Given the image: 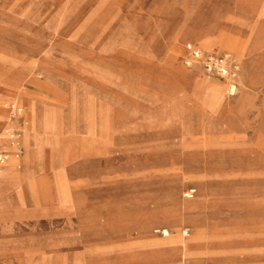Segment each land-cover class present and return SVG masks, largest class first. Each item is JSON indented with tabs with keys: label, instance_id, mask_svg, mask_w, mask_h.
I'll return each instance as SVG.
<instances>
[{
	"label": "rangeland",
	"instance_id": "1",
	"mask_svg": "<svg viewBox=\"0 0 264 264\" xmlns=\"http://www.w3.org/2000/svg\"><path fill=\"white\" fill-rule=\"evenodd\" d=\"M188 42L240 60L234 94L224 78L184 63ZM17 107L21 170L29 137L32 164L69 171L60 180L72 181L71 196L87 212L104 210L92 240H131L122 219L131 208L136 218L181 211L170 236L211 229L229 264H264V0H0L3 130L14 129ZM201 217L210 223L191 220ZM205 261L198 252L185 264Z\"/></svg>",
	"mask_w": 264,
	"mask_h": 264
},
{
	"label": "crops",
	"instance_id": "2",
	"mask_svg": "<svg viewBox=\"0 0 264 264\" xmlns=\"http://www.w3.org/2000/svg\"><path fill=\"white\" fill-rule=\"evenodd\" d=\"M32 104L35 109V103ZM0 111L3 110L0 108ZM3 113L2 116L0 113V132L8 122V115L5 111ZM21 119L22 116L11 119V123L22 137L24 127ZM25 145L28 153L25 169L21 170V157H12L0 172V264H90L84 263L80 255L86 254L90 258L112 252L122 254L124 251H131L132 258L108 264H185L191 254L198 252L205 254V264H229L217 252L219 243L211 229L201 236L195 235L185 240L175 233L168 237L151 233L150 226L156 223H166L168 226L161 227L170 231V227L183 223L185 219H182L181 212L172 214L168 210L169 214L165 213L163 218L148 220L149 217L137 219L138 212L131 208L122 218L125 228L136 232L131 240L126 241L123 234V237L92 240L93 231L102 229L108 222L104 210L93 212L97 208L92 207L87 212L84 203L71 196L74 188L72 181L60 180L73 177L66 175L70 172L48 170L41 164H32L29 137L25 139ZM2 148L10 149L6 135H3ZM191 220L210 223L207 217Z\"/></svg>",
	"mask_w": 264,
	"mask_h": 264
},
{
	"label": "built area",
	"instance_id": "3",
	"mask_svg": "<svg viewBox=\"0 0 264 264\" xmlns=\"http://www.w3.org/2000/svg\"><path fill=\"white\" fill-rule=\"evenodd\" d=\"M187 54L184 56V63L187 66H200L203 71L209 76H220L228 81L229 92H236V81L242 71L240 60L230 52H206L199 46L193 43H188L186 46ZM22 116V108L17 107L11 112V119H16ZM3 131V130H2ZM0 132V170L4 167L12 157L19 158L23 154V145L21 132L16 129H5L7 134L8 145L10 149H3V135ZM194 189H189L186 192L187 197H193ZM155 232L163 237L170 236L168 228H156ZM184 235L190 234V229L183 230Z\"/></svg>",
	"mask_w": 264,
	"mask_h": 264
},
{
	"label": "bare ground",
	"instance_id": "4",
	"mask_svg": "<svg viewBox=\"0 0 264 264\" xmlns=\"http://www.w3.org/2000/svg\"><path fill=\"white\" fill-rule=\"evenodd\" d=\"M200 38H199V42L202 44V46H206V39H205V37L203 36V35H200L199 36ZM204 38V39H203ZM236 41H238L237 39H236ZM209 42V41H208ZM238 47L240 48V50H241V52H242V54L243 55H245V54H249L250 55V53H249V50H248V47H247V43H239V45H238ZM249 62V61H248ZM245 83V82H244ZM201 86H202V88L204 89V90H206L214 99H216L222 106H224V107H233L234 106V104H232L230 101H228L225 97H224V95H223V91L221 90V88L220 87H218L217 85H215L213 82H211V81H208V80H203L202 82H201ZM241 101H242V98H241ZM235 102V101H234ZM18 104V103H17ZM237 104V103H236ZM238 106V105H237ZM2 135H6L7 136V134L5 133V132H3L2 133ZM1 172V171H0ZM27 180V179H26ZM3 186V185H2ZM15 186V185H14ZM17 188V187H16ZM7 189H8V187H7ZM3 191V190H2ZM1 201V200H0ZM184 207H186V206H189V205H186V204H184L183 205ZM172 210V209H171ZM182 211H184V209L182 210ZM181 212V211H180ZM167 214H169V213H167ZM174 214V213H173ZM164 215V214H163ZM169 216V215H168ZM179 217H180V215H178ZM148 217V216H147ZM146 217V218H147ZM158 217V216H157ZM156 217V218H157ZM161 217V216H160ZM159 217V218H160ZM143 218H145V217H143ZM138 219V218H137ZM148 220L150 219V218H147ZM185 219V218H184ZM129 220V219H128ZM136 220V219H135ZM153 220V219H152ZM139 221V220H138ZM151 221V220H150ZM136 222V221H135ZM136 223H138V222H136ZM103 225V224H102ZM102 225H100V226H102ZM181 237V236H180ZM164 241H167L168 239H164V238H162ZM181 239H183V240H185V239H187L186 237H184V236H182L181 237ZM189 243H190V241H189ZM163 245V244H162ZM194 246V245H193ZM156 247V246H155ZM159 247V246H158ZM148 249V248H147ZM150 249V248H149ZM157 249V248H156ZM135 250V249H134ZM142 250V249H141ZM123 251V250H122ZM153 251V250H152ZM136 253V252H135ZM168 254V253H167ZM176 255V254H175ZM178 255H179V253H178ZM163 256V255H162ZM130 258H132V252L131 251H128V252H123L122 254L121 253H119V252H117V254H116V256H115V259L114 260H110V261H107V262H103V263H101V264H108V263H111V262H113V261H115V260H123V261H125V260H129ZM185 259V258H184ZM82 261L84 262V263H86L83 259H82ZM184 262V261H183Z\"/></svg>",
	"mask_w": 264,
	"mask_h": 264
}]
</instances>
